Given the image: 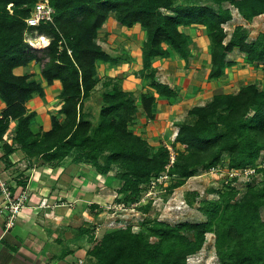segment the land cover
Here are the masks:
<instances>
[{"label":"trees","instance_id":"1","mask_svg":"<svg viewBox=\"0 0 264 264\" xmlns=\"http://www.w3.org/2000/svg\"><path fill=\"white\" fill-rule=\"evenodd\" d=\"M40 1L0 0V100L5 105L0 115V143L10 122L15 121L14 141L46 163L74 149L93 153L89 158L96 161V154L108 149V163L123 170L119 192L127 195L128 203H138L144 186L166 171L177 178L171 179L166 189L172 193L195 175L198 166L210 169L228 154L230 167L242 169L264 148V90L256 84L234 94L215 95L205 106L188 111L190 121L179 126L175 139L185 150L174 151L175 161L169 169L170 151L161 147L152 152L148 142L130 125L138 112L155 120L158 101L177 100L176 89L154 78L152 91L142 94L138 105L132 93L114 85L103 97L102 120L94 135H90L93 124L83 115L85 100L99 84L98 63L115 62L98 43L99 32L112 15L119 26L139 25L145 32L143 67L152 69L154 76L156 61H187L192 56L185 29L205 28L210 57L208 80H217L232 66L227 57L235 49L245 55L249 65L262 68L264 75V34L249 43L246 28L238 26L226 43L224 29L233 20L225 3L251 22L264 14V0H191L193 5L178 7H174V0H49L55 10L54 22L30 28L25 20ZM202 1L212 2L218 6L217 11L200 6ZM164 11L173 15H165ZM41 37L48 40V45L34 47L31 41ZM32 63L39 65L48 87L55 81L61 83L59 98L63 104L59 115L63 122L52 117V129L41 142L30 144L35 138L31 131L35 114L28 113L26 105L35 96H45L44 86L31 74L17 75L15 70H27ZM1 148L3 162L9 164L14 149L8 143ZM228 190L227 195H220L224 207L209 206L206 214L212 218L208 223L173 227L156 220L144 221L139 233H133L128 226L106 234L88 257L96 264H188V257L202 250L206 234L213 233L221 264H264V220L260 215L264 186L249 189L236 204L231 202L238 192Z\"/></svg>","mask_w":264,"mask_h":264},{"label":"rangeland","instance_id":"2","mask_svg":"<svg viewBox=\"0 0 264 264\" xmlns=\"http://www.w3.org/2000/svg\"><path fill=\"white\" fill-rule=\"evenodd\" d=\"M187 5H193L192 1L174 0V7ZM199 5L215 11L218 9V6L210 1L199 2ZM224 8H229L233 15V20L224 26L228 35L226 43L231 39L235 28L238 26L246 28V37L249 43L255 42L260 35L264 34V14L254 18L251 22H246L238 11L228 3L224 4ZM163 13L168 16L173 15L168 11ZM113 25L111 27L106 26L107 29L105 28V31L99 32L98 43L115 62L112 64L98 63L97 77L99 78V84L84 102V118L93 124V130L90 135H94V130L97 129L102 120L100 112L105 107L103 97L113 90L114 85L120 87L124 92L132 93L135 103L139 105L141 95L151 92L152 82L154 80L157 81L152 69L144 70L142 57L140 58L141 60H137L135 55L136 48L142 50V43H137L133 37H130L134 44L126 48L124 46L126 43L122 40V37L125 36L123 30L119 34L115 28L112 29ZM185 32L190 37V48L194 51V57L192 58L191 56L190 58L198 59L197 61L192 60L190 64L198 61H203L205 64V59L209 58L206 29L194 26L185 29ZM175 60L179 61V59L174 58L166 62ZM236 60L238 66L232 70L226 69L222 77L217 79L214 87L209 88V92L206 95L199 96L194 100L192 108L205 106L215 95L237 93L241 88L250 84H256L260 90H264L262 68L247 65L245 55L244 57L240 55ZM168 65L164 69L169 76L167 85L172 87L173 82L170 78H176L175 74L178 72V68H172ZM20 70L21 68L15 70V73L22 75L31 74L34 80L39 81L44 86L45 91L47 84L41 76L38 64L32 63L27 70ZM176 82L178 81L176 80ZM213 89L215 90V95L211 91ZM200 102H204V104ZM62 104L63 101L59 98V95H55L52 99L46 93L44 97L35 96L27 103L28 113L35 114L31 125V131L35 138L30 141V144L34 141L41 142L43 135L52 129V117H56L60 122H63V118L59 115ZM4 109L5 106L0 100V115ZM186 117L187 120L185 122H189L188 113ZM162 121L165 124L167 120L164 117L160 118L157 124L154 123V120L150 121L141 112H138L130 125V129L148 142L152 152H156L161 147H170L173 151L184 152L185 146L178 145L175 142V130H172L171 126L160 124ZM45 122H47V126L44 124ZM17 124V122L11 121L9 129L3 138L2 144L8 143L14 149L9 156V164H5L16 167L14 172L18 173L19 177H24L30 182L35 173L32 171H42V168L46 167H50L53 170V174L48 176L50 179L54 177L53 175L59 169L65 172H61L63 175H69V177L65 178L60 176L59 179L56 176L54 177L57 181L56 184L53 183V185L49 186V193L51 192V196L55 195V199H59L57 200L58 203H53V206L50 205V207H55L59 204L73 209L74 218H76L73 223L76 227V235L81 237L87 234L86 238L83 237L87 240L88 252L98 245L106 234L112 231L130 226L133 233H139L144 221L156 220L173 227L185 223L191 225L208 223L212 218V216L206 214L207 211H210L209 206L219 204L224 207V204L220 202V195L222 193L227 195V192H229L228 188L238 192L235 199L231 202V204H236L242 200L249 189L263 188L264 186V148H261L254 161L242 169L230 167V156L228 154H224L215 167L210 169L201 166L196 167L195 175L172 193L166 190L170 182L164 185L157 183L156 185L153 182L157 181L159 177H154L150 184L144 186L139 202L128 203L125 199L127 195L119 192L122 187L119 176L123 173V170L116 165L108 163L107 158L110 155L108 149L99 151L96 154V161H91L89 158L93 153L83 149H74L50 163H46L41 156L33 155L30 150L22 148L21 145L14 141ZM181 124L178 122L177 127ZM163 127H166L167 131H161V129H164ZM36 176H39L36 181H42L40 172H37ZM161 176L172 179L171 182L177 180V178L170 177L168 171L162 173ZM0 182L5 181L0 180ZM49 182H52V180H49ZM152 186L155 190H153ZM58 191H60V194H58ZM69 192L72 193L71 197L75 196V199L71 200V202L66 200L67 195L70 194ZM41 202H44L43 208H49L47 197H44ZM41 202L36 204L37 208L42 207ZM260 215L262 220H264V208L260 210ZM188 236L193 239L192 234ZM215 240L216 237L213 233L206 234L202 250L189 256L188 264H221L217 256ZM86 264H96V260L90 258L86 261Z\"/></svg>","mask_w":264,"mask_h":264},{"label":"crops","instance_id":"3","mask_svg":"<svg viewBox=\"0 0 264 264\" xmlns=\"http://www.w3.org/2000/svg\"><path fill=\"white\" fill-rule=\"evenodd\" d=\"M111 25H113L112 29L115 28L119 34L121 30H123L126 37H122V40L126 43L124 44L126 48L134 44L130 37H133L137 43L142 44L146 39V34L141 30L139 25L133 28L121 27L115 21L114 16L109 18L100 32L105 31L104 29L106 26L111 27ZM136 49L135 55L137 56V60H141V50L138 48ZM239 54L244 57V54L239 52L238 49H235L232 54L228 55L227 61L232 63V66L228 68V70H232L238 66L236 58L240 56ZM193 57L194 51H192V58ZM192 60L197 61L198 59L190 58V61L188 60L189 62L184 60H175L172 62L158 60L154 64V67L156 66L155 68L157 69L156 79L163 84H167L169 78L164 67L166 68L168 64H171L168 66L178 68V72L175 74L176 78H170L173 82L172 87L176 88L178 91V99L158 101L156 118L154 120V123L158 124V119L164 117L167 121H165V124L163 121L160 124L171 126L172 130H175V136H177L179 130L177 123H183V121L185 122L187 120L186 114L192 108L191 106L194 104V100L199 96L206 95L209 92V88H213L217 82V80H208L210 57L205 59V64L203 61H198L197 63L192 62V64H190ZM22 69L23 68H21V70ZM176 80L178 82H176ZM61 89V83L55 81L52 86H47L45 88V93L48 97L53 99L55 95H59ZM211 91H213L212 93L215 95V90L213 89ZM200 103L204 104V102ZM145 123L147 122L145 121ZM44 124L47 126V122ZM163 128L164 129H161V131H167L166 127ZM175 136L174 138H176ZM3 156L4 150L0 148V180L7 183L12 193L16 192L20 194L26 191L29 196V201L26 203V208L19 214L16 225L11 229H7L6 227L8 218L0 214V264H86L89 257L87 240H85L84 237L86 238L87 234L81 237L76 235V227L73 224L76 218H74L75 214L73 213V209L59 204L58 206L50 207L53 203H58L57 200L59 198L55 199V195L51 196V192L49 193V186L53 185V183L56 184L60 176L65 178L69 177V175H63L61 172L64 171L59 169V171L57 170L56 174L53 175L54 177L56 176L57 179L54 177L50 179L48 176H50L49 174H53V170L50 167H46L42 168L43 172L37 170L32 171L35 172L33 174V179H31L32 181H25L24 177L22 179V177L17 175L18 173L14 172L16 167L13 165H6L3 162ZM37 172H40L42 181H36L39 177L36 176ZM49 180H52V182H49ZM23 182L25 183L22 184ZM69 193L66 200L71 202V200L75 199V196L71 197L72 193ZM58 194H60V191H58ZM44 197H47L49 208H37L38 206H36V204H40ZM3 199L4 197H2L0 192V205ZM67 219L68 221H66ZM80 261H82V263H80Z\"/></svg>","mask_w":264,"mask_h":264},{"label":"built area","instance_id":"4","mask_svg":"<svg viewBox=\"0 0 264 264\" xmlns=\"http://www.w3.org/2000/svg\"><path fill=\"white\" fill-rule=\"evenodd\" d=\"M55 10L50 5L49 0H41L33 9L31 16L25 20L26 25L30 28L38 27L41 24L53 23L54 22ZM2 147V143H0V148ZM170 151L171 155V163L167 167L173 165L175 161V152L171 150L170 147H167ZM219 171V170H215ZM169 178L165 176H160L159 179L154 181L157 183H161V185L167 184L169 182ZM153 187V186H152ZM153 190L154 187H153ZM0 192L2 197H4L2 204L0 205V214L5 215L8 218L6 223L7 229L13 228L18 220L19 214L26 208V203L29 201V196L26 191L18 193H12L10 188L8 187L6 182H0ZM44 202H41V206L43 207ZM82 263V261L80 262Z\"/></svg>","mask_w":264,"mask_h":264},{"label":"bare ground","instance_id":"5","mask_svg":"<svg viewBox=\"0 0 264 264\" xmlns=\"http://www.w3.org/2000/svg\"><path fill=\"white\" fill-rule=\"evenodd\" d=\"M32 45L37 48H42L48 45V40L44 37L31 41Z\"/></svg>","mask_w":264,"mask_h":264},{"label":"clouds","instance_id":"6","mask_svg":"<svg viewBox=\"0 0 264 264\" xmlns=\"http://www.w3.org/2000/svg\"><path fill=\"white\" fill-rule=\"evenodd\" d=\"M170 181V180H169Z\"/></svg>","mask_w":264,"mask_h":264}]
</instances>
